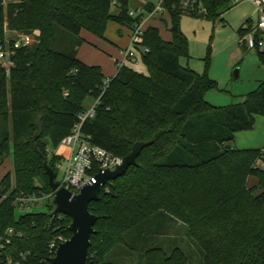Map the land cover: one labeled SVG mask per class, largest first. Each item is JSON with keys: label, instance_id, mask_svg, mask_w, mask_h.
<instances>
[{"label": "trees", "instance_id": "1", "mask_svg": "<svg viewBox=\"0 0 264 264\" xmlns=\"http://www.w3.org/2000/svg\"><path fill=\"white\" fill-rule=\"evenodd\" d=\"M196 6L211 20L233 7L229 0H196ZM115 7L112 0H26L5 8L0 0V41L6 21L12 31L40 34L14 57V67H0V162L12 156L14 170V182L11 173L0 179V246L8 229L16 232L5 257L50 264V244L72 236L69 217H52L53 208L17 217L14 200L51 194L44 159L54 172L60 159L49 158L48 147L57 150L87 99L101 97L96 117L83 126L93 144L122 158L137 142L154 144L91 203L98 221L88 264H190L185 243L198 247L200 264H264V149L229 145L237 132L253 129L255 115L264 117V81L242 103L209 104L205 95L217 84L181 66L189 58L181 29L186 13L180 0H168L171 40L151 24L144 39L149 52L139 53L148 75L127 64L101 95L103 69L82 62L78 48L84 30L104 38L111 22L125 27L140 19L129 15L130 0H116ZM143 8L150 12L154 4ZM253 26L248 20L238 30L243 50ZM178 227L183 232L173 234Z\"/></svg>", "mask_w": 264, "mask_h": 264}, {"label": "rangeland", "instance_id": "2", "mask_svg": "<svg viewBox=\"0 0 264 264\" xmlns=\"http://www.w3.org/2000/svg\"><path fill=\"white\" fill-rule=\"evenodd\" d=\"M159 0H130L132 10L142 9L147 2L157 4ZM233 7L225 12L217 20H211L203 15V7L196 6L195 9L186 13L181 19V29L188 38L189 58L180 59L183 68L189 69L200 75H207L217 84V88L208 91L205 95L206 101L216 108H227L234 104L242 103L244 97L256 92L260 83L264 81V62L260 58V52L256 50H243L240 43L238 30L246 24L247 20L253 19L256 23L255 7L250 1L235 4L229 0ZM113 12L117 8L113 7ZM195 15V16H193ZM170 18L164 17L162 21L155 22L165 41L171 40L168 31ZM125 27L111 22L108 25L104 38H100L88 31H83L81 37L84 43L78 48V58L87 65L101 66L106 78L117 74L118 66L116 59L125 43L121 31ZM129 30V29H128ZM131 67L144 75H148V69L142 60ZM239 71V78L235 73ZM93 98L87 99L85 106L93 103ZM237 150L264 149V117L254 116L253 129L237 132L234 140L229 144ZM59 156H67L68 148L60 145L57 149ZM12 156L3 163L0 162V179L11 173L14 182V170ZM264 168V163L259 164ZM56 180L62 179V173L55 168ZM256 180L251 178L249 185L252 186ZM55 208L52 201L46 196H41L40 201L27 208H16V216L20 217L29 213H48ZM183 232L178 227L172 231L173 234ZM187 254L190 264H200L195 253L198 247H191L187 243L182 246Z\"/></svg>", "mask_w": 264, "mask_h": 264}, {"label": "built area", "instance_id": "3", "mask_svg": "<svg viewBox=\"0 0 264 264\" xmlns=\"http://www.w3.org/2000/svg\"><path fill=\"white\" fill-rule=\"evenodd\" d=\"M20 0H2V5L7 8L10 4L19 2ZM168 0H159L154 4L152 11L148 12L144 8L139 10H131L129 15L134 18H140L132 26H125L129 29V43L120 54L122 60L118 64V69L130 63H136L139 59V53H148L149 50L144 46L145 32L151 23L159 18L168 16V10L165 5ZM244 1H250L257 12V20L251 32L244 36L241 42L247 50H256L264 54V0H234L235 4ZM196 0H180V6L184 13H189L195 9ZM112 6H116V0H112ZM204 13V11H203ZM4 40L0 41V67L10 70L14 67V57L22 50L31 49L39 42V32H21L12 31L8 27L7 21L4 24ZM111 78L107 79L102 88V94L109 87ZM101 103V97L95 99L84 112L79 114L78 122L69 135L63 138L60 145L68 148L67 156H59L57 150L48 147L47 154L49 158L53 156L60 160L56 163V168L62 173V179L59 183V189L68 190L74 195H78L81 190L88 185L97 183V175L105 171H115L123 162V158L116 156L106 149L99 147L92 142L90 135L83 131V126L87 121L93 120ZM1 191V190H0ZM54 193L47 195L46 198L53 202ZM40 201L38 196H27L23 193L19 194L14 200L16 208H27ZM16 235L14 229L10 228L5 232V236L0 246V264H21L14 263L9 257H5L4 249L11 245L12 238ZM63 238L52 242L50 249L56 254L60 244L65 242ZM26 260V255H23Z\"/></svg>", "mask_w": 264, "mask_h": 264}, {"label": "water", "instance_id": "4", "mask_svg": "<svg viewBox=\"0 0 264 264\" xmlns=\"http://www.w3.org/2000/svg\"><path fill=\"white\" fill-rule=\"evenodd\" d=\"M26 1V0H20ZM239 78V71L235 73ZM154 144V140L137 142L129 155L123 158V162L115 171H105L97 175L95 185L85 186L78 195H74L66 189H59L55 172L44 159L45 173L49 179V187L55 194L53 199L54 210L52 217L63 215L69 217V227L72 236L61 243L50 264H88L91 238L95 233V225L98 217L90 211V205L100 199L101 189L108 183L123 177L130 168L138 165V158L142 152Z\"/></svg>", "mask_w": 264, "mask_h": 264}, {"label": "crops", "instance_id": "5", "mask_svg": "<svg viewBox=\"0 0 264 264\" xmlns=\"http://www.w3.org/2000/svg\"><path fill=\"white\" fill-rule=\"evenodd\" d=\"M141 9V8H140ZM255 12H256V10H255ZM256 19H257V12H256ZM249 20H251L252 22H253V19H249ZM158 21H160V20H155V21H153L151 24L153 25V26H156V24H155V22H158ZM248 21V20H247ZM253 24H255V22H253ZM157 27V26H156ZM121 35H122V37H125L126 39H125V43H124V45H123V47L121 48V50H120V52L125 48V47H127L128 46V43H129V35H130V32H129V30L127 29V28H125V31L123 30V31H121ZM239 45H240V43H239ZM241 47V46H240ZM247 50V49H246ZM119 55H120V57H118L117 59H116V64H117V66H118V64H119V62L122 60V55L119 53ZM81 60V59H80ZM101 67V66H100ZM102 68V67H101ZM103 72H104V70H103ZM105 74V73H104ZM110 78H112V77H110ZM110 78H107V79H110Z\"/></svg>", "mask_w": 264, "mask_h": 264}]
</instances>
